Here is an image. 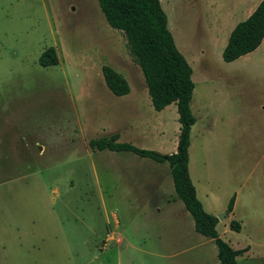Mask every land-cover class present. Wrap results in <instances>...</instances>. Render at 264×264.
<instances>
[{"label":"rangeland","instance_id":"374dc122","mask_svg":"<svg viewBox=\"0 0 264 264\" xmlns=\"http://www.w3.org/2000/svg\"><path fill=\"white\" fill-rule=\"evenodd\" d=\"M160 1L193 70L189 171L198 198L222 239L249 247L238 264H264V216L237 197L244 181L247 190L264 181V115L244 126L235 115L243 101L264 102V46L226 63L223 41H213L242 0ZM50 47L59 65L42 67ZM103 66L127 80L128 95L109 90ZM176 108L154 110L124 35L98 0H0V264H219L167 162L89 146L119 134V142L173 154ZM253 162L261 163L256 175Z\"/></svg>","mask_w":264,"mask_h":264},{"label":"trees","instance_id":"16d2710c","mask_svg":"<svg viewBox=\"0 0 264 264\" xmlns=\"http://www.w3.org/2000/svg\"><path fill=\"white\" fill-rule=\"evenodd\" d=\"M98 3L108 25L124 35L129 53L144 76L154 110L161 112L172 104L177 105L180 132L177 150L167 155V161L164 160V155L156 151L119 142V134L92 139L89 142L90 148L94 151L131 152L157 163L167 162L175 193L191 215L196 232L214 241L220 264H238L237 258L248 252L249 247L235 250L220 237L217 231L219 220L204 209L190 176L191 130L196 124V118L191 111L195 90L193 70L175 44L161 1L98 0ZM263 40L264 0L248 19L238 23L233 29L222 54L223 61L232 63L254 52ZM59 62L54 47L45 50L38 60L42 67L57 66ZM102 73L107 87L115 96L123 97L130 93L127 80L113 68L103 66ZM234 204L235 196L228 204V214L233 212ZM230 228L240 232L241 224L233 220Z\"/></svg>","mask_w":264,"mask_h":264},{"label":"crops","instance_id":"0c3cea01","mask_svg":"<svg viewBox=\"0 0 264 264\" xmlns=\"http://www.w3.org/2000/svg\"><path fill=\"white\" fill-rule=\"evenodd\" d=\"M262 1L263 0H242L239 7L236 8L234 11H231L232 13L228 14V17L226 18V21H225L226 23L224 22V25L222 26V28H223L222 31H220V33H218L215 36V40L213 37V41L218 42L221 39L223 41V47L225 49V47L228 44L230 34L233 31V29L236 27V23L232 22L234 16L236 17V16L241 15V16H243V20L245 21L254 13V11L257 9V7L259 6V4ZM224 29H225V32L223 31ZM214 30H215V28H214ZM215 33H216V31H215ZM262 45L264 46V40H263L262 44L260 45V47ZM259 48H257L256 50H258ZM224 49H223V51H224ZM204 53L206 54L205 51L203 52V54ZM169 108H171V105L166 107L164 110L169 109ZM176 109H175V118L178 119L179 115H176ZM235 115H236V118L238 119L239 122H243L242 123L243 126H244L245 121L247 119H250L251 121L256 122V120H258V119L260 120L261 116L264 115V102L260 103L258 108H256L255 106L252 107V106L246 104L245 101H243L241 104L240 103L238 104L237 112L235 113ZM178 127H179L178 131L180 132V124L178 125ZM257 128H258L257 124L254 123V129L257 130ZM177 144H178V141L175 142V144L173 146L174 153L177 150ZM125 164L127 166V163H125ZM158 164H160V163H158ZM248 166L249 167L253 166V170H254L253 173H255V175H256L258 168L261 166V163L260 162H257V163L253 162L251 164H248ZM242 167H244V164ZM239 181H240V178H239ZM261 181H262V179H256L255 178L253 185H252V188H249L248 190H247V184L249 182L244 181V183H241V185L239 184V190H238V194H237L239 201L240 200L243 201L250 208L254 207V208H256L257 211L258 210L261 211V212L255 213V215H257V216H264V181L263 182H261ZM196 191H197V188H196ZM137 192H138V190H137ZM243 194H245V196H243ZM142 195H144V192ZM197 196H198V191H197ZM138 197H139V195H138ZM241 229H242V227H241ZM120 244H121V242H120ZM219 264H220V262H219Z\"/></svg>","mask_w":264,"mask_h":264},{"label":"water","instance_id":"95a60500","mask_svg":"<svg viewBox=\"0 0 264 264\" xmlns=\"http://www.w3.org/2000/svg\"><path fill=\"white\" fill-rule=\"evenodd\" d=\"M167 159H168V156L167 155H164V160L167 161Z\"/></svg>","mask_w":264,"mask_h":264}]
</instances>
